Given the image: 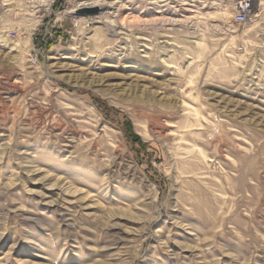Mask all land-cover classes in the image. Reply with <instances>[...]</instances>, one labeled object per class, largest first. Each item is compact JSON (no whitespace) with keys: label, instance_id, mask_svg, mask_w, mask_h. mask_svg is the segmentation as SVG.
<instances>
[{"label":"rangeland","instance_id":"374dc122","mask_svg":"<svg viewBox=\"0 0 264 264\" xmlns=\"http://www.w3.org/2000/svg\"><path fill=\"white\" fill-rule=\"evenodd\" d=\"M52 1L0 0V264H264V0Z\"/></svg>","mask_w":264,"mask_h":264},{"label":"built area","instance_id":"2783aa9c","mask_svg":"<svg viewBox=\"0 0 264 264\" xmlns=\"http://www.w3.org/2000/svg\"><path fill=\"white\" fill-rule=\"evenodd\" d=\"M56 0H53L55 2ZM254 0H237L234 21L244 23L252 10ZM56 3V2H55ZM69 5V4H68Z\"/></svg>","mask_w":264,"mask_h":264},{"label":"water","instance_id":"95a60500","mask_svg":"<svg viewBox=\"0 0 264 264\" xmlns=\"http://www.w3.org/2000/svg\"><path fill=\"white\" fill-rule=\"evenodd\" d=\"M98 11H99V8L97 6L82 7L79 10V12L89 13V14L97 13Z\"/></svg>","mask_w":264,"mask_h":264},{"label":"trees","instance_id":"16d2710c","mask_svg":"<svg viewBox=\"0 0 264 264\" xmlns=\"http://www.w3.org/2000/svg\"><path fill=\"white\" fill-rule=\"evenodd\" d=\"M137 139V138H136Z\"/></svg>","mask_w":264,"mask_h":264}]
</instances>
